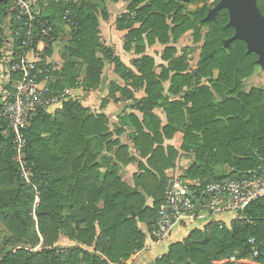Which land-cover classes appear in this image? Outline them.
Listing matches in <instances>:
<instances>
[{
  "label": "trees",
  "instance_id": "1",
  "mask_svg": "<svg viewBox=\"0 0 264 264\" xmlns=\"http://www.w3.org/2000/svg\"><path fill=\"white\" fill-rule=\"evenodd\" d=\"M37 1L34 48L46 44L39 66L50 78L52 92L63 93L81 80L84 87L98 89L109 62L126 84L110 87L109 97L114 102L133 101L132 109L142 119L128 115L112 132L107 116L91 114L77 98L54 115L38 110L24 130L40 191L35 220L34 191L19 176L13 136L0 110V222L10 233L0 245V264L128 262L147 246V233L153 234L166 198V172L175 167L180 153L195 158L184 178L201 183L264 168V91L243 90L259 56L249 53L243 40L227 44L235 35L228 10L206 21L209 0H198L203 7L195 12L181 0ZM105 1L127 3V12L116 23L119 31L127 32L124 50L136 56V72L101 42L99 18H109ZM256 6L264 17V0H256ZM8 27H18L16 13L11 0H0V65ZM189 33L200 52L194 70L188 59L191 48L179 56L176 47ZM61 34L67 43L58 68L47 58L53 56ZM157 44L165 47L161 58L167 65H157L146 54ZM140 91L145 97L138 99L135 94ZM156 110H162L166 124ZM125 132L134 154L131 146L120 142ZM175 138L176 146L165 145ZM132 163L138 172L130 186L122 171ZM245 215L231 227L214 221L193 230L183 241L172 243L156 264H214L255 251L264 264V199L250 204ZM61 238L74 246L62 250L56 246ZM37 246L41 250L34 251Z\"/></svg>",
  "mask_w": 264,
  "mask_h": 264
},
{
  "label": "built area",
  "instance_id": "2",
  "mask_svg": "<svg viewBox=\"0 0 264 264\" xmlns=\"http://www.w3.org/2000/svg\"><path fill=\"white\" fill-rule=\"evenodd\" d=\"M11 2L18 27L13 31L8 27L7 30H10L8 34L6 31L4 59L0 68L9 65L6 67L10 69V77L0 89L3 91L0 110L13 136V161L19 176L34 191L33 217L36 220L35 212L40 204V191L35 182L34 165L28 158V143L24 130L38 110L43 109L51 115L62 110L68 100V92L53 93L48 84L50 78L39 66L41 42L36 49L34 48L38 14L35 0ZM68 21L72 25L71 21ZM41 34L46 35L47 31L43 30ZM190 194L199 201V210ZM260 199H264V168L242 176L206 183L197 181L187 184L170 180L165 201L159 210L153 234L149 239L155 243L172 244L176 229H183L190 223L203 219L204 213L208 215L228 213L235 215L236 219H246V208ZM250 242L254 244L255 240L252 239ZM258 256V252L255 251L244 258L230 256L215 260L213 263L260 264ZM108 264L114 263L108 261Z\"/></svg>",
  "mask_w": 264,
  "mask_h": 264
},
{
  "label": "crops",
  "instance_id": "3",
  "mask_svg": "<svg viewBox=\"0 0 264 264\" xmlns=\"http://www.w3.org/2000/svg\"><path fill=\"white\" fill-rule=\"evenodd\" d=\"M35 3H36V10H39L40 9L39 2L37 0H35ZM104 7L109 12V18L107 20L103 19L104 21H102V22L99 19L101 42L105 46H107L109 48H112L114 50V52H115V55L118 56L120 58V60L127 67L131 68L133 71L136 72V70L134 68H132L131 65H129L130 61L133 59V57L135 55L133 54V52L128 53V52H126L124 50V37H125L127 32L119 31L117 29V23H116L117 19L122 14L127 12V3L120 2V3L115 4V3H112L110 1H105V6ZM110 9L114 10V15H115V19L114 20L111 19ZM118 12L121 13V14L119 16H116ZM117 39L119 40V44H115V41L118 42ZM60 45H62L61 41H59V42L57 41L54 44L53 56L47 58V62L49 64L57 66L58 68L62 66V57H61V55H62V50H63L62 47L63 46H60ZM45 46H46L45 42H43V43L41 42L40 43L39 49L41 50V52L44 51ZM187 47L191 48V54L195 53V52L197 53V50L194 48V46H187ZM164 49H165V47H164ZM147 50H149V48H147ZM146 54L149 55L148 53H146ZM181 55H182V53H181ZM199 55H200V52L198 54L197 61H196L195 65H191L190 64L191 65V67H190L191 70L192 69L194 70L196 68V66L198 64V61H199ZM149 56H151L155 60V58H154L155 56H152V55H149ZM191 57H192L191 55L188 56L189 63H190ZM155 62H156V60H155ZM108 64H110V63L109 62H105V66H107ZM156 64H157V62H156ZM162 64L163 65H167L165 62L162 63ZM162 64H160V65H162ZM109 66L113 67V69H112V72H111L112 74L110 75V81L108 82L107 86L110 83H113V82L119 84L120 83L119 80H121L124 83V85H126L125 82L122 79H120V77L118 75L115 74L114 65L110 64ZM257 67H260L264 71V65L263 64L257 63ZM105 68H104V70H105ZM105 82H106V80H104V71H103L100 87H105L106 85L103 86V84H105ZM79 83H77L76 86H74L72 88H67V90L64 91V92H68V100H70L72 98H77L78 99V97L80 96L81 98L79 97L78 100L80 101L81 105L84 108H88L89 110L92 109V111H90L91 114H94V115H105V116H107V118H108L110 123H112V124H116L117 123V126L120 124V122L122 121L123 118H125V117H127L128 115H131V114H135L140 119H142V114H140L139 112L133 110L132 108H130V109L127 108V105L133 103V101H128V102H125V101H120V102L110 101L109 102L108 101L109 103L107 104L106 108H104V109L102 108L103 102L100 104V106H95L96 103H93V101H89V100H85L84 99L87 94H85L84 91H83L84 89L87 90V91H90V92H92L93 90L84 87L83 84H82V80ZM76 87H78V88H76ZM122 87H125V86H122ZM254 88L261 89V90L264 91V89H262V88L253 87L248 92H250ZM106 89H109V88H106ZM71 92H72V94H71ZM104 92H105V90H103V93ZM245 92H247V91H245ZM102 96H103V94H102ZM94 108L98 109L97 112L94 111ZM157 111H160L162 116L159 115L157 113ZM155 114L162 120V124L163 125L166 124V116L164 115L162 110H156ZM116 127H115V129H116ZM115 129H112L111 131L113 132ZM124 136H126L130 140L129 132L123 133L121 136H119V139H122ZM176 141H177L176 138L174 140H172V141H166L165 145L166 146H168V145L176 146ZM125 144H128V145L131 144L130 145L131 146V152L134 153V151L132 149V141L130 140L129 143L125 142ZM194 160H195L194 156L185 155L183 153H180L178 159L176 160L175 167L173 169L168 170L166 172L167 177H168V183L170 182V180H178L181 183H187V184L189 182H196V181H190V180H187V179L184 178L185 172L193 165ZM137 172H138L137 164L136 163L130 164L129 166L124 168L123 171H122L123 181L126 182L128 185L133 186L134 185V175ZM152 204H153V201L151 199H149L148 200V205L151 206ZM203 219H205L204 216H203ZM142 228L145 230L144 226H142ZM179 232H184V228L183 229H179ZM189 235L190 234L186 235L183 238V240L186 239ZM70 243L73 244L72 242H70ZM146 245L147 246L141 252H139L136 255H134L126 263L127 264H156V262H157V260L159 258H161L163 255L168 253V250H169V247H170L171 244H168V243H155V242L151 241L150 239H148Z\"/></svg>",
  "mask_w": 264,
  "mask_h": 264
},
{
  "label": "rangeland",
  "instance_id": "4",
  "mask_svg": "<svg viewBox=\"0 0 264 264\" xmlns=\"http://www.w3.org/2000/svg\"><path fill=\"white\" fill-rule=\"evenodd\" d=\"M222 1L223 0H209L208 5L210 7V11H213L216 7H218L222 3ZM185 3L188 4V8H189V10L191 12H195L198 9L203 7V4L199 3L198 0H190L189 2H185ZM110 12H111V19L114 20L115 19L114 10L110 9ZM120 14L121 13L118 12L116 16H119ZM99 19H100L101 22L104 21L102 16H100ZM9 32H10V30H7V34ZM58 39H59V41H61L62 45H60V46H63L62 49L64 50V48L66 46L65 44L67 43V36L63 37L62 34H61V35H59ZM115 44H119V40H118V42L115 41ZM192 44H193L192 35H191V33H189V34L185 35L182 38V40L180 41V43L178 45H176V47L178 49L179 56H181V53L184 50V48H186L187 46H193ZM63 50H62V52H63ZM163 51H164V47H162L161 45L157 44L156 46H154L152 48H149V50H147L146 53H148L149 55L155 56L154 58H155L157 64L160 66V64L164 63L162 61V58H161L162 54H163ZM198 54H199L198 50H197V53L195 52V53L191 54V52H190L189 55L192 56L191 59H190V64L191 65H195V63L197 61ZM135 58H136V56H134L132 60H134ZM132 60L130 61V64H129V65H131V67H132ZM109 65L110 64L105 66L106 68L104 70V80H106V82H105V84H103V86L104 85L107 86L108 82L110 81V75L112 74L111 72H112L113 67H111ZM191 65H190V67H191ZM6 66L9 67V65H6ZM6 66H4L2 69L0 68L1 69L0 70V89L3 88L2 86H4L5 82H7V80L10 77V69L7 68ZM83 78H84V75H83ZM119 82H120L119 84L118 83H110L108 85L109 87L108 86L107 87L106 86L105 87H99L98 89L93 90L92 91L93 93L84 89L83 90L84 93L87 94L84 99L85 100H89V101H93V103H96L95 106H100V104L102 102H105V101H109V102L113 101V99H111L109 97L110 96V87L126 86V85H124V83L121 80H119ZM253 87H258V88L264 89V71L260 67L256 68L255 73H254V75L252 77H250V78L245 80L244 86H243V90L248 92ZM76 88H78V87H76ZM106 88H109V89H106ZM165 89H166V92H167L168 89H169V84L165 86ZM66 90L67 89H65L64 91H66ZM103 90H105L104 93H103ZM71 94H72V92H71ZM102 94H103V96H102ZM2 95H3V91L0 90V99H3ZM116 96L120 97L121 94L118 93ZM79 97H78V99H79ZM135 97L138 98V99L145 97L144 91L136 92ZM68 101L69 100H67L66 102H68ZM132 104L133 103L127 105V108H129V109L132 108ZM97 110L98 109L94 108L95 112H97ZM90 111H92V109H90ZM157 113L162 116L160 111H157ZM28 124L26 125V128H27ZM109 125H110V129L112 130V129H115V127L117 126V123L116 124L110 123ZM129 141L130 140L126 136H124L122 139H120V142L123 143V144H125V142L129 143ZM130 145L131 144H129V146ZM223 174H226V173H221V175H223ZM204 216H205V219H202V220L199 219V220H196V221L190 223L186 228H184V232H179V229H176L174 231V234H173L172 243L182 241L183 238L186 235L190 234L193 230H195V229H203L206 225H208L211 222L215 221V222H219L221 224V226L226 225L227 227H231L232 222L236 219L235 215L228 214V213L218 214V215H208V214L204 213ZM147 235L150 237V235L148 233H147ZM9 236H10V233L7 231L6 227L0 222V245H2L3 242ZM56 246H59L62 250H64V248H70V247L74 246V244H71L70 241L67 238H61L59 240V242L56 244ZM37 250H41V246H37L36 248H34V251H37Z\"/></svg>",
  "mask_w": 264,
  "mask_h": 264
},
{
  "label": "water",
  "instance_id": "5",
  "mask_svg": "<svg viewBox=\"0 0 264 264\" xmlns=\"http://www.w3.org/2000/svg\"><path fill=\"white\" fill-rule=\"evenodd\" d=\"M189 2L190 0H181ZM226 9L230 14V26L235 28V35L227 44L234 40H243L247 43L249 53L259 56L257 63L264 65V17L256 6V0H223L222 3L205 19L214 20L221 10ZM190 196L195 199L193 194ZM197 209H200L199 201L195 199Z\"/></svg>",
  "mask_w": 264,
  "mask_h": 264
}]
</instances>
